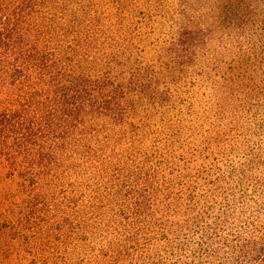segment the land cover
I'll list each match as a JSON object with an SVG mask.
<instances>
[{
	"label": "trees",
	"instance_id": "obj_1",
	"mask_svg": "<svg viewBox=\"0 0 264 264\" xmlns=\"http://www.w3.org/2000/svg\"><path fill=\"white\" fill-rule=\"evenodd\" d=\"M4 162L58 264H264V0H0Z\"/></svg>",
	"mask_w": 264,
	"mask_h": 264
},
{
	"label": "rangeland",
	"instance_id": "obj_2",
	"mask_svg": "<svg viewBox=\"0 0 264 264\" xmlns=\"http://www.w3.org/2000/svg\"><path fill=\"white\" fill-rule=\"evenodd\" d=\"M41 194L29 178L0 163V264H58L38 243L47 229ZM51 211L54 224L56 212Z\"/></svg>",
	"mask_w": 264,
	"mask_h": 264
}]
</instances>
